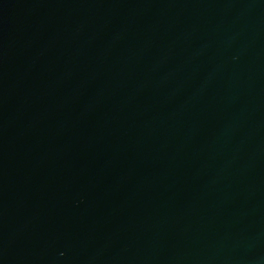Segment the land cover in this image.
I'll return each instance as SVG.
<instances>
[{
	"label": "water",
	"instance_id": "1",
	"mask_svg": "<svg viewBox=\"0 0 264 264\" xmlns=\"http://www.w3.org/2000/svg\"><path fill=\"white\" fill-rule=\"evenodd\" d=\"M0 264H264V0H0Z\"/></svg>",
	"mask_w": 264,
	"mask_h": 264
}]
</instances>
